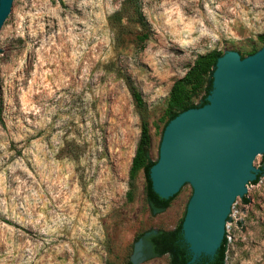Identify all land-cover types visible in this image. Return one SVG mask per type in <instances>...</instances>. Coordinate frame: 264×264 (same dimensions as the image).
<instances>
[{
  "label": "rangeland",
  "instance_id": "374dc122",
  "mask_svg": "<svg viewBox=\"0 0 264 264\" xmlns=\"http://www.w3.org/2000/svg\"><path fill=\"white\" fill-rule=\"evenodd\" d=\"M263 33L264 0H17L0 34V264H168L140 235L174 228L192 189L149 210L143 170L129 178L142 123L156 161L172 83ZM260 178L224 264H264Z\"/></svg>",
  "mask_w": 264,
  "mask_h": 264
},
{
  "label": "water",
  "instance_id": "95a60500",
  "mask_svg": "<svg viewBox=\"0 0 264 264\" xmlns=\"http://www.w3.org/2000/svg\"><path fill=\"white\" fill-rule=\"evenodd\" d=\"M16 1L0 0V34L16 16ZM211 85L207 103L165 125L149 169L152 189L162 198L191 186L181 223L191 254L187 263L215 254L234 207L242 196H251L248 187L259 171L255 165L264 159V45L243 57L235 50L224 52Z\"/></svg>",
  "mask_w": 264,
  "mask_h": 264
},
{
  "label": "trees",
  "instance_id": "16d2710c",
  "mask_svg": "<svg viewBox=\"0 0 264 264\" xmlns=\"http://www.w3.org/2000/svg\"><path fill=\"white\" fill-rule=\"evenodd\" d=\"M258 41L262 44V46L264 45V33L258 36ZM258 49L259 48H252L246 52L244 50H238V52L243 57L245 55L253 54ZM222 54L223 52L219 50H211L198 55L185 74L172 83L163 112V129L169 120L174 118L180 112L191 107H200L207 103L206 96L209 94L212 87V72L215 68L217 58ZM129 87L136 105L138 107H142L143 102L141 94L132 84H129ZM198 96L200 97V101L198 104H195L194 98H197ZM150 142L151 138L149 128L147 123L143 122L135 153L131 160L129 178L130 180H133L137 171L141 169L143 170L145 176V200L149 210L152 213H156L168 208L172 200L179 192L169 198H162L152 189L151 180L149 178V169L154 164L155 160L153 161L149 157L148 149L150 147ZM262 173H264V167L259 169L255 180L250 183H257ZM240 199L245 203L249 201L245 198V195ZM183 217L172 229H159L154 232H145L140 235V238H143L151 243L153 249L152 254L154 256H161L165 253H170L169 264H224L227 250L226 233L220 247L216 250L213 256L201 255L194 262L187 263L191 258V254L189 253L187 244L184 242L182 236L181 223L183 221ZM228 219L229 217L227 220ZM107 264L113 263L109 262Z\"/></svg>",
  "mask_w": 264,
  "mask_h": 264
},
{
  "label": "flooded vegetation",
  "instance_id": "af4514ba",
  "mask_svg": "<svg viewBox=\"0 0 264 264\" xmlns=\"http://www.w3.org/2000/svg\"><path fill=\"white\" fill-rule=\"evenodd\" d=\"M154 232V231H152ZM142 240V253L145 255V257H159V256H154L153 253V249L151 246V243L149 241L144 240L143 238H141ZM163 255H167L168 256V260L170 258V253H165ZM161 255V256H163ZM169 264V261H168Z\"/></svg>",
  "mask_w": 264,
  "mask_h": 264
}]
</instances>
